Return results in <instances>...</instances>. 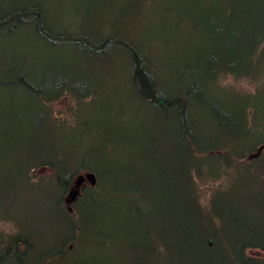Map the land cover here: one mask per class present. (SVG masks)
I'll use <instances>...</instances> for the list:
<instances>
[{
	"label": "trees",
	"instance_id": "obj_1",
	"mask_svg": "<svg viewBox=\"0 0 264 264\" xmlns=\"http://www.w3.org/2000/svg\"><path fill=\"white\" fill-rule=\"evenodd\" d=\"M173 1L185 4L192 0ZM221 1L228 15L224 32L220 29L212 38L209 55L199 59L194 54L198 65L184 70L174 89L162 80L156 49L134 43L132 34L122 31L125 34L76 39L99 56L101 67H116L120 78H126L129 90L118 106L107 102L102 112L85 115V109L98 100L99 91L74 90L77 75L50 96L24 80L17 95L0 97V264H70L82 255L81 240L87 227H93V220L112 208L116 193L122 197L119 210L127 212L122 213V223L128 227V219L135 223V248L145 260L140 264L151 259L156 264H198L201 258L207 264H264L247 254L248 250L264 252V152L252 163L237 164L264 148V134L253 146H244L247 129L264 132V114L259 116L260 109L248 103L251 96L232 92L240 114L225 118L223 127L217 125L212 133L204 116L206 129L199 134L202 129L195 103L200 88L203 92L221 88L225 77L260 81L264 76V0ZM254 6L262 18L254 17ZM5 11L0 7L1 14ZM8 16L2 20L7 22ZM182 20L194 23L191 17ZM165 25L178 27L177 22ZM45 31L50 32L49 28ZM53 37L62 40L65 35ZM171 40L164 38L166 43ZM63 78L57 75L52 81L59 84ZM65 96L74 100L70 119L57 116L51 106ZM250 109L253 121L249 126ZM237 121L245 127H238ZM209 133L217 140L215 147L208 144ZM149 158H154L157 169L134 174L133 163L144 165ZM213 159H218L216 166ZM234 166L245 169L243 182L251 193L238 180L237 185L215 192L206 210L200 203L199 181L216 182L223 175L231 178ZM227 168H232L228 174ZM42 170L47 173L39 175ZM83 173L94 174L97 184L82 186L68 206L69 194ZM148 180H152L150 185L141 184ZM147 189L156 192L148 196ZM136 193L150 204L148 211L133 210L132 202L139 199ZM163 217L167 224L156 230L153 224ZM42 227L55 228L56 241L63 238L61 245L56 242L44 250L40 246L47 245L41 243L45 241ZM127 238L131 236L124 235L122 226L112 241L98 243L95 249L109 248L116 258Z\"/></svg>",
	"mask_w": 264,
	"mask_h": 264
},
{
	"label": "rangeland",
	"instance_id": "obj_2",
	"mask_svg": "<svg viewBox=\"0 0 264 264\" xmlns=\"http://www.w3.org/2000/svg\"><path fill=\"white\" fill-rule=\"evenodd\" d=\"M0 7L6 10L2 14L0 13L2 16L0 19V97L17 95L18 87L24 80L38 85L46 96H50L77 75V83L72 85L74 90L84 94L93 89L99 91L98 100L93 106H89L88 110L85 109L83 112L85 115L102 112L100 108L107 102L112 106H118L119 102L126 98L129 86L126 78L122 79L121 75L117 74L116 67L113 69L101 67L99 56L95 57L85 43H76V39L85 36L99 39L117 32L132 34L130 37L134 39V43L139 42L142 46L156 49L155 61L160 68L162 80L174 89L175 82L182 78L184 70L198 65L194 61V54L199 59L210 54L212 38L220 29H222V33L224 32L223 27L228 21V15L225 13L224 3L221 0H192L185 4L173 0H0ZM5 15H9L6 19L10 20L7 22L2 20ZM262 16L258 7L254 6V17L259 19ZM183 17H191L194 23L191 25L190 20L181 21ZM257 19L256 27L259 29ZM166 22H177L178 27H168L165 25ZM262 24L264 25V22ZM47 28L50 32L45 31ZM131 28L133 30L129 32ZM54 34H62L65 37L58 40L53 37ZM127 37L125 36V38ZM165 37H171V42L166 43ZM202 64L206 65L203 62ZM120 65L123 66L122 64L118 66ZM106 73H109V78L106 77ZM57 75L64 77L59 84L52 81ZM261 79L260 81H251L225 77L220 81L219 87L221 88L212 87L209 91L204 92L200 88L195 103L198 122L202 129L199 134L205 132L206 129L202 121L204 116L208 118V130L212 133L217 130V125L219 128L223 127L225 118H232L240 114V106L234 103L232 92L242 96H251L248 103L258 107L260 109L259 116H262L264 114L262 110L264 107V76ZM167 90L170 89H163V91ZM73 101L71 97L65 96L51 106L57 116L62 115L64 119H70L73 113L71 112V108L74 107ZM209 116H212V119H209ZM247 116L250 126L253 121L252 109L248 111ZM211 122L214 124L210 127ZM236 125L245 127L239 121ZM245 132H247L244 136L246 148L253 146L254 141H258L259 137L264 134V132L250 129ZM210 135L212 139L209 136L208 144L215 147L218 145L217 140L214 135ZM152 147L153 145L150 144V149ZM239 150L242 149H238L237 152ZM263 152L264 149H256L249 158L246 156L243 160L240 159L237 164L244 166L252 163ZM211 163L216 166L218 159H213ZM241 166H234L231 178L229 175H223L216 182L199 181L198 189L202 207L209 210L208 205L213 194L225 189L228 185H237L238 180H242L239 181V185L246 193H251L252 189L246 187L243 182L246 180V174L245 169ZM133 167L136 169L133 171L134 174H150L157 169L154 158H149L144 165L133 163ZM231 169L227 168L225 172L228 174ZM45 173L47 170L38 172L39 175ZM134 180L135 178L133 179L135 183ZM148 181L139 183L148 186L152 180ZM74 188L75 183L72 190ZM153 192L156 191L151 189L145 191L148 196L154 194ZM134 196L135 199H139L132 202L133 210L142 208L143 211H148L150 204L145 203L139 197L140 194L136 193ZM121 199L122 197L116 193L114 202L110 205L112 208L104 210L105 214L95 218L93 227H87V234L81 240V246L84 245L82 255L71 259L70 264H140L145 261L143 255L138 252L139 249L135 248L133 238L136 231L133 227L135 223L132 219H128L130 220L129 227L126 222L122 223L124 216L122 213L127 212L119 210L122 205ZM68 206L71 205L68 204ZM98 210L101 211V209ZM163 223L167 224L165 217L153 225L157 230V227ZM122 226L124 235L127 237L130 235L131 238H127L128 242L124 240V243L118 247V257H111L109 248L95 249V245L98 243L112 241ZM42 230L45 241L41 243L47 244L40 245L44 250H49L57 243L58 246L61 245L63 238L56 241L57 231L55 228L42 227ZM205 236L206 234L201 236L200 242ZM247 254L253 258L264 260V252L260 250H248ZM215 260L213 257L212 261ZM156 263L155 259H151L149 263L146 261V264ZM170 264H176V262L171 261ZM198 264L207 263L204 258H201Z\"/></svg>",
	"mask_w": 264,
	"mask_h": 264
},
{
	"label": "water",
	"instance_id": "obj_3",
	"mask_svg": "<svg viewBox=\"0 0 264 264\" xmlns=\"http://www.w3.org/2000/svg\"><path fill=\"white\" fill-rule=\"evenodd\" d=\"M85 184H88L91 187L96 186L97 184L96 176L91 173H85V174L79 175L75 181V188L69 194L70 199L68 201V204L71 205L76 200V198L80 194V190L82 186Z\"/></svg>",
	"mask_w": 264,
	"mask_h": 264
}]
</instances>
